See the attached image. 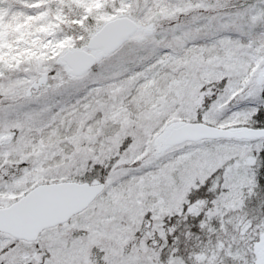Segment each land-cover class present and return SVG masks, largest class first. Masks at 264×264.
Returning <instances> with one entry per match:
<instances>
[{"label":"snow or ice","instance_id":"6c2138e0","mask_svg":"<svg viewBox=\"0 0 264 264\" xmlns=\"http://www.w3.org/2000/svg\"><path fill=\"white\" fill-rule=\"evenodd\" d=\"M0 264H264V0H0Z\"/></svg>","mask_w":264,"mask_h":264}]
</instances>
